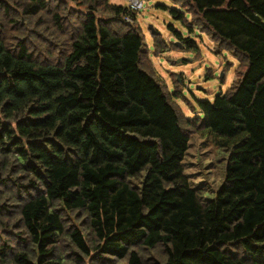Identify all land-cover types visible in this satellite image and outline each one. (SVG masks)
Wrapping results in <instances>:
<instances>
[{
  "label": "trees",
  "instance_id": "trees-1",
  "mask_svg": "<svg viewBox=\"0 0 264 264\" xmlns=\"http://www.w3.org/2000/svg\"><path fill=\"white\" fill-rule=\"evenodd\" d=\"M173 1L237 60L194 117L126 4L0 0V264H264V0ZM203 128L227 151L212 196L183 162Z\"/></svg>",
  "mask_w": 264,
  "mask_h": 264
},
{
  "label": "rangeland",
  "instance_id": "rangeland-1",
  "mask_svg": "<svg viewBox=\"0 0 264 264\" xmlns=\"http://www.w3.org/2000/svg\"><path fill=\"white\" fill-rule=\"evenodd\" d=\"M111 1L127 4V0ZM143 1L144 7L136 12L137 20L151 49L149 58L171 90L176 89L178 93L181 91L177 100L184 113L188 117L201 114L199 99H212L216 93L227 89L235 76L236 58L228 50L217 52L216 43L208 33L198 30L197 27L194 32L190 33L179 20L173 18L169 14V8H181L180 4L173 0ZM157 3H165L167 7H161ZM187 16L190 17L188 14ZM169 23H173L183 35L191 34L198 41L201 54L196 56L194 50L179 46L175 48L172 45H169L166 50L155 53L152 45V32H156V29L161 31L167 41L176 39L174 32L168 26ZM50 32L51 36L56 35L54 29ZM225 66L226 69L223 71ZM175 77L181 82L178 88L174 84ZM224 140L223 135L209 128L194 131L190 134L189 146L183 160L185 172L189 174L191 182L193 184L204 182L205 193L209 196L214 195L224 178L227 151L220 152L219 146V142H224ZM229 143L230 145L233 143L232 139Z\"/></svg>",
  "mask_w": 264,
  "mask_h": 264
},
{
  "label": "built area",
  "instance_id": "built-area-1",
  "mask_svg": "<svg viewBox=\"0 0 264 264\" xmlns=\"http://www.w3.org/2000/svg\"><path fill=\"white\" fill-rule=\"evenodd\" d=\"M126 5L129 7V9L138 11L144 7V1L143 0H127ZM125 18L127 20L131 19L129 15H126Z\"/></svg>",
  "mask_w": 264,
  "mask_h": 264
},
{
  "label": "water",
  "instance_id": "water-1",
  "mask_svg": "<svg viewBox=\"0 0 264 264\" xmlns=\"http://www.w3.org/2000/svg\"><path fill=\"white\" fill-rule=\"evenodd\" d=\"M150 27H152V26H150ZM152 31H153V30H152ZM175 42H176V44H177L179 47H182V43H181L178 39H176Z\"/></svg>",
  "mask_w": 264,
  "mask_h": 264
},
{
  "label": "bare ground",
  "instance_id": "bare-ground-1",
  "mask_svg": "<svg viewBox=\"0 0 264 264\" xmlns=\"http://www.w3.org/2000/svg\"><path fill=\"white\" fill-rule=\"evenodd\" d=\"M43 49V48H42ZM45 57V56H44ZM125 110V109H124Z\"/></svg>",
  "mask_w": 264,
  "mask_h": 264
}]
</instances>
